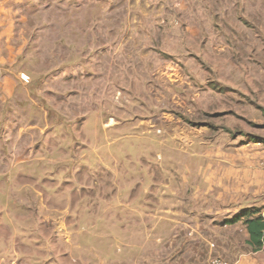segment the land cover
Here are the masks:
<instances>
[{
  "label": "rangeland",
  "instance_id": "374dc122",
  "mask_svg": "<svg viewBox=\"0 0 264 264\" xmlns=\"http://www.w3.org/2000/svg\"><path fill=\"white\" fill-rule=\"evenodd\" d=\"M36 9L38 45L20 67L32 78L31 90H43L31 117L51 126L38 135L57 148L39 145L35 156L0 173V199L15 205L0 208V215L11 213L4 225L14 231L0 249L8 244L34 254L14 258L21 264H44L38 254L59 264H194L190 252L175 262L167 224L157 245L121 230L111 214L124 195L117 187L149 190L147 170L159 162L149 151L143 155L151 143L112 147L114 158L104 160V130L135 122L130 130L150 135L143 127L149 121L157 138L172 135L175 124L264 145V0H36L30 10ZM30 127L26 134L38 131ZM63 198L80 204L62 206ZM24 214L32 220L18 223ZM209 243L205 264H230L250 250L235 229L225 232L222 253L218 239ZM67 246L73 254L56 255Z\"/></svg>",
  "mask_w": 264,
  "mask_h": 264
},
{
  "label": "crops",
  "instance_id": "0c3cea01",
  "mask_svg": "<svg viewBox=\"0 0 264 264\" xmlns=\"http://www.w3.org/2000/svg\"><path fill=\"white\" fill-rule=\"evenodd\" d=\"M35 1L0 0V67L3 68V72H0V173L3 174H9L11 166V172L15 169L16 159L28 158L31 154L35 156L39 145L51 147L49 138L38 135L40 130L51 126L48 125V120L41 122L40 119L31 117V110L38 106L39 95L43 90L32 91L31 76L25 72V67H20L21 62L26 64L31 59L32 50L38 45V37L33 32L39 26L32 23L40 11L30 10L31 3ZM54 2L59 4V0ZM23 73L30 76V84L21 80L20 75ZM148 122L143 127L148 128L150 135L130 130L135 122H128L130 125L121 123L116 128V133L114 130L113 133L111 130H104L110 141L104 147V160L114 158L112 147L139 144L146 146L151 143V148L145 150L143 155L149 151L159 162V165L155 164L151 159V169L147 170L149 190L144 184L142 188L140 184L117 187L120 194L123 190L124 195L114 199L118 204L111 214L125 227V230H121L130 233L134 240L144 238L149 243L151 241L152 245H157L160 239H164L161 228L164 227L163 224H167V237L174 250L176 263L180 262V257L190 252L197 258L194 264H205L204 258L210 252V239L216 244L218 239L221 245L217 246L220 250L217 252L222 253L221 240L228 229L243 233L248 246L249 233L244 218L235 223L229 222L244 210L256 206L264 208V145L254 142L242 145L239 138L228 137V140H224L218 135H208L205 128L176 129L175 124L169 125V128L174 126L172 135L159 139L149 129ZM26 127L38 128V131H32L33 135L37 134L36 137H32L30 132L26 134ZM16 134L19 135L18 138ZM26 135L27 140L23 139ZM115 136L119 138H111ZM121 138H125L127 142L116 141ZM142 160L148 161L144 157ZM142 165L147 167L146 163ZM103 190L109 192L111 189ZM70 191V188H66L67 193ZM143 191H150V196L138 198ZM59 201L62 206H72L74 210L80 204L79 200L72 202L63 198ZM20 202L17 205H23L26 200ZM63 202L66 204H62ZM41 204L47 208L44 200ZM59 204L53 207L59 208ZM14 206L8 200L0 199V208ZM27 206L31 205L27 203ZM5 212L6 216L3 213L0 215V240L8 242L10 233L14 231L4 225L6 219L12 222L9 210ZM30 219L32 220L30 215L24 214L17 221L26 224ZM151 223L154 225L149 227ZM155 225L160 227L156 229ZM137 245L140 249L139 243ZM57 251L56 255L73 254L74 249L69 246L58 247ZM9 253L14 255L7 256ZM31 254L25 250L21 254L7 244L6 248L0 249V264H21L14 258ZM38 255L46 260L44 264H59L58 258L56 261L46 254ZM238 255L230 264H264V252L249 250ZM25 264L32 262L29 260ZM182 264H185L184 261Z\"/></svg>",
  "mask_w": 264,
  "mask_h": 264
},
{
  "label": "trees",
  "instance_id": "16d2710c",
  "mask_svg": "<svg viewBox=\"0 0 264 264\" xmlns=\"http://www.w3.org/2000/svg\"><path fill=\"white\" fill-rule=\"evenodd\" d=\"M244 218V224L249 233L247 245L252 252H264V209H247L236 216L235 223Z\"/></svg>",
  "mask_w": 264,
  "mask_h": 264
},
{
  "label": "built area",
  "instance_id": "2783aa9c",
  "mask_svg": "<svg viewBox=\"0 0 264 264\" xmlns=\"http://www.w3.org/2000/svg\"><path fill=\"white\" fill-rule=\"evenodd\" d=\"M0 72H3L1 67H0ZM20 78L25 84H30L31 83V78L27 74H24V73L21 74ZM209 264H228V263L226 261L220 259V258H215V259H212Z\"/></svg>",
  "mask_w": 264,
  "mask_h": 264
}]
</instances>
